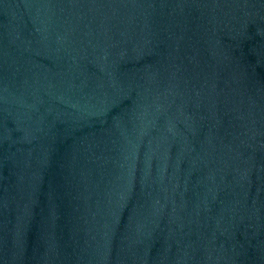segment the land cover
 <instances>
[{"label":"water","instance_id":"water-1","mask_svg":"<svg viewBox=\"0 0 264 264\" xmlns=\"http://www.w3.org/2000/svg\"><path fill=\"white\" fill-rule=\"evenodd\" d=\"M0 264H264V0H0Z\"/></svg>","mask_w":264,"mask_h":264}]
</instances>
